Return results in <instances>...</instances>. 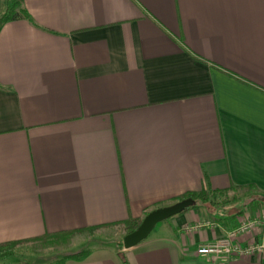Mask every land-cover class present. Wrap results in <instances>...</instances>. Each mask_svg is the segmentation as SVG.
I'll list each match as a JSON object with an SVG mask.
<instances>
[{
    "label": "crops",
    "instance_id": "crops-1",
    "mask_svg": "<svg viewBox=\"0 0 264 264\" xmlns=\"http://www.w3.org/2000/svg\"><path fill=\"white\" fill-rule=\"evenodd\" d=\"M21 5L31 19L0 28V244L122 225L188 193L248 187L264 205V0ZM202 210L64 264H264L198 256L239 217Z\"/></svg>",
    "mask_w": 264,
    "mask_h": 264
},
{
    "label": "rangeland",
    "instance_id": "rangeland-1",
    "mask_svg": "<svg viewBox=\"0 0 264 264\" xmlns=\"http://www.w3.org/2000/svg\"><path fill=\"white\" fill-rule=\"evenodd\" d=\"M5 6L7 0H4ZM261 196L252 188H232L223 193L212 195L210 203H204L202 212L214 217L239 216L244 218L263 217L264 205ZM248 209H251L248 210ZM246 211V212H245ZM238 217V218H239ZM123 225H114L104 229H87L72 233L64 238L29 240L16 244L11 248V257L5 260V264H44L56 262L62 257L83 250H92L102 246L119 247L125 233ZM253 234L263 236V224L258 226ZM123 248V247H122ZM10 261V262H7Z\"/></svg>",
    "mask_w": 264,
    "mask_h": 264
},
{
    "label": "built area",
    "instance_id": "built-area-1",
    "mask_svg": "<svg viewBox=\"0 0 264 264\" xmlns=\"http://www.w3.org/2000/svg\"><path fill=\"white\" fill-rule=\"evenodd\" d=\"M261 224L264 227V216L250 219L241 216L227 234L198 245L196 254L211 261L220 262L250 255L260 256L264 261V235L253 234V231Z\"/></svg>",
    "mask_w": 264,
    "mask_h": 264
},
{
    "label": "trees",
    "instance_id": "trees-1",
    "mask_svg": "<svg viewBox=\"0 0 264 264\" xmlns=\"http://www.w3.org/2000/svg\"><path fill=\"white\" fill-rule=\"evenodd\" d=\"M20 19H26V20L31 19L28 12L22 7L21 0H7L6 7L0 13V28L4 23L8 21H14V20H20ZM217 193H223V191H218ZM214 194L215 193L213 191H202L200 193H188L186 195L181 196L178 199V201L182 199H186V198H192L195 201V205L192 207H197L201 205L204 206V203H210L212 206H216L215 205L216 203L212 201V195ZM140 222H141L140 218H130L124 221L122 225L125 227V230H126L125 233L127 234L135 230L140 224ZM72 233H75V232L47 234V235H44L40 238L33 239V240H40V239H46V238H49V239L64 238L65 236H68ZM20 242H24V241H15V242H8V243L0 244V264L4 263V261L7 258L11 257L12 255L11 248ZM121 248H122V244L119 243V249ZM89 253H90V250H83L77 253L66 255L62 257L61 259H59L57 263L64 264V262L69 259H72L75 261H82L89 255ZM120 258H122L123 264H128L125 258L123 257V255Z\"/></svg>",
    "mask_w": 264,
    "mask_h": 264
},
{
    "label": "water",
    "instance_id": "water-1",
    "mask_svg": "<svg viewBox=\"0 0 264 264\" xmlns=\"http://www.w3.org/2000/svg\"><path fill=\"white\" fill-rule=\"evenodd\" d=\"M195 205L192 198H186L174 202L171 205L158 207L149 211L142 219L138 227L125 234L122 240L123 249H129L148 237L154 227L181 212Z\"/></svg>",
    "mask_w": 264,
    "mask_h": 264
}]
</instances>
